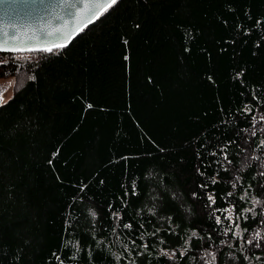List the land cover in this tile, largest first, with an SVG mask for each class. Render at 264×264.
Returning <instances> with one entry per match:
<instances>
[{"label": "trees", "instance_id": "16d2710c", "mask_svg": "<svg viewBox=\"0 0 264 264\" xmlns=\"http://www.w3.org/2000/svg\"><path fill=\"white\" fill-rule=\"evenodd\" d=\"M3 78L0 264H264V0H117Z\"/></svg>", "mask_w": 264, "mask_h": 264}, {"label": "water", "instance_id": "95a60500", "mask_svg": "<svg viewBox=\"0 0 264 264\" xmlns=\"http://www.w3.org/2000/svg\"><path fill=\"white\" fill-rule=\"evenodd\" d=\"M105 3L107 0H0V41L15 36L18 39L10 40L9 46H67L85 25L99 18L101 14L95 18L93 13L98 11L97 5ZM90 18L92 23H88Z\"/></svg>", "mask_w": 264, "mask_h": 264}, {"label": "snow or ice", "instance_id": "6c2138e0", "mask_svg": "<svg viewBox=\"0 0 264 264\" xmlns=\"http://www.w3.org/2000/svg\"><path fill=\"white\" fill-rule=\"evenodd\" d=\"M117 3V0H107V3L103 4V5H97L98 11L96 13H93V17L98 18V16L100 14H102L104 11H107L108 8L112 7L114 4ZM85 8H88V5H84ZM88 23H92V18H90L88 20ZM87 25H85L86 27ZM82 30V29H80ZM4 35L7 37L8 34L7 32L4 33ZM18 39V37H11L10 39H4L2 41H0V51H4V52H23V51H47V52H52L54 48H62L65 46L64 43H59V44H54L52 46H48L45 47L43 49H35V48H22V47H15V46H9L10 44V40H16ZM3 91H6V89H3L2 91H0V104L4 103L3 101ZM211 199V197L209 198ZM257 235H259V233H257ZM251 243V241H249Z\"/></svg>", "mask_w": 264, "mask_h": 264}, {"label": "rangeland", "instance_id": "374dc122", "mask_svg": "<svg viewBox=\"0 0 264 264\" xmlns=\"http://www.w3.org/2000/svg\"><path fill=\"white\" fill-rule=\"evenodd\" d=\"M14 85H15V80L13 78L0 79V91L6 89V91H3V97H2L3 101H6V99L12 94Z\"/></svg>", "mask_w": 264, "mask_h": 264}, {"label": "bare ground", "instance_id": "6f19581e", "mask_svg": "<svg viewBox=\"0 0 264 264\" xmlns=\"http://www.w3.org/2000/svg\"><path fill=\"white\" fill-rule=\"evenodd\" d=\"M245 262V261H244ZM244 264V263H243Z\"/></svg>", "mask_w": 264, "mask_h": 264}]
</instances>
